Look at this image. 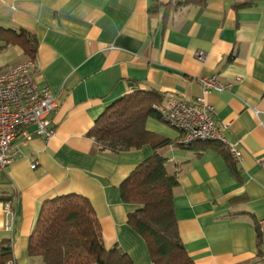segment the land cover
<instances>
[{
  "label": "crops",
  "instance_id": "crops-1",
  "mask_svg": "<svg viewBox=\"0 0 264 264\" xmlns=\"http://www.w3.org/2000/svg\"><path fill=\"white\" fill-rule=\"evenodd\" d=\"M180 1L0 0V31L36 36V81L56 99L55 134L46 140L21 131L14 160L0 167V196L9 198L0 199V241L12 240L15 264H44L29 255L30 236L43 205L67 194L91 203L106 247L117 243L135 264H152L128 222L136 207L122 200L120 187L154 152L177 174L175 214L195 263L264 264V0ZM28 59L19 44H7L0 74ZM212 73L231 83L206 98L239 159H228L219 142L181 145V131L162 117L147 119L155 137L140 148L101 150L89 135L122 97L153 89L162 102L168 94L190 102L203 92L199 77ZM162 139L171 142L154 145Z\"/></svg>",
  "mask_w": 264,
  "mask_h": 264
},
{
  "label": "trees",
  "instance_id": "trees-1",
  "mask_svg": "<svg viewBox=\"0 0 264 264\" xmlns=\"http://www.w3.org/2000/svg\"><path fill=\"white\" fill-rule=\"evenodd\" d=\"M206 1L183 0L179 4L203 5ZM0 42V48L16 43L30 59L36 56L38 40L24 28L19 31L3 29ZM162 101V94L153 89L130 93L107 108L89 135L98 149L115 152L151 143L155 134L146 128V122L149 117H161L155 105ZM170 142L162 139L154 145ZM197 142L206 145L219 141ZM221 144L230 151L228 146ZM230 155L231 151L226 157L232 159ZM165 163L166 158L154 152L122 182V200L136 207L130 212L128 222L145 241L152 264H196L181 239L175 214L174 191L178 177L167 171ZM231 166L235 168L234 162ZM0 199L9 198L0 196ZM28 252L30 256L41 257L44 264H135L119 244L106 247L91 203L78 194L58 196L43 205L30 236ZM13 260L12 240L3 239L0 241V264Z\"/></svg>",
  "mask_w": 264,
  "mask_h": 264
},
{
  "label": "built area",
  "instance_id": "built-area-1",
  "mask_svg": "<svg viewBox=\"0 0 264 264\" xmlns=\"http://www.w3.org/2000/svg\"><path fill=\"white\" fill-rule=\"evenodd\" d=\"M196 57L203 60L204 51H198ZM35 71L36 62L28 59L0 74L1 168L8 167L14 160L13 142L21 131L26 138L36 134L46 140L55 134L51 113L56 107V99L48 87L38 85ZM199 82L203 88L201 95L187 102L175 94H168L164 102L155 105L157 112L167 124L181 131V145L216 140L228 146L235 159H239L234 143L217 125L214 105L206 98V94L227 89L231 83L221 82L216 73L199 77ZM30 126L35 127L33 132L28 131ZM11 210L12 203L8 202L6 212ZM258 232L264 245V218L258 221ZM9 264H15V260Z\"/></svg>",
  "mask_w": 264,
  "mask_h": 264
}]
</instances>
